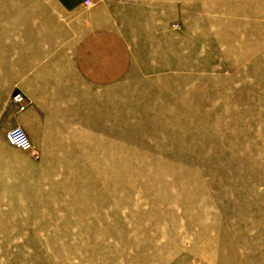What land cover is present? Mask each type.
Here are the masks:
<instances>
[{"label":"rangeland","instance_id":"374dc122","mask_svg":"<svg viewBox=\"0 0 264 264\" xmlns=\"http://www.w3.org/2000/svg\"><path fill=\"white\" fill-rule=\"evenodd\" d=\"M53 1L0 0V53ZM102 4L130 67L86 134L15 148L0 92V264H264V0Z\"/></svg>","mask_w":264,"mask_h":264},{"label":"crops","instance_id":"0c3cea01","mask_svg":"<svg viewBox=\"0 0 264 264\" xmlns=\"http://www.w3.org/2000/svg\"><path fill=\"white\" fill-rule=\"evenodd\" d=\"M53 2L57 18L16 43L20 50L0 53V63H7L4 71L0 65V92L22 91L27 98L21 109L8 95L10 125L25 128L33 139L86 134L91 127L89 86L117 85L120 69L130 67L120 65L130 61L123 56L126 42L119 39L125 36L112 26L100 0L90 7L84 0ZM61 19L67 21L52 23Z\"/></svg>","mask_w":264,"mask_h":264},{"label":"built area","instance_id":"2783aa9c","mask_svg":"<svg viewBox=\"0 0 264 264\" xmlns=\"http://www.w3.org/2000/svg\"><path fill=\"white\" fill-rule=\"evenodd\" d=\"M99 0H84L85 6H92ZM13 102L20 106L21 109H24L27 98L26 95L22 91L14 92L12 96ZM6 140L9 144L13 147H17L25 152H31L34 149V144L32 143L28 133L26 132L25 128L21 126L15 125L12 127L11 130L8 132L6 136Z\"/></svg>","mask_w":264,"mask_h":264}]
</instances>
